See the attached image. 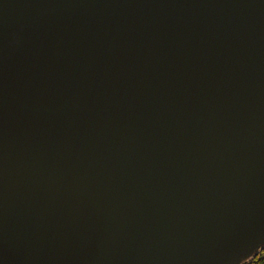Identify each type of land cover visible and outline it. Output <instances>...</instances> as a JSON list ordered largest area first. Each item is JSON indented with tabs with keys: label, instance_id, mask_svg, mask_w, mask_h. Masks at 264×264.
<instances>
[{
	"label": "water",
	"instance_id": "95a60500",
	"mask_svg": "<svg viewBox=\"0 0 264 264\" xmlns=\"http://www.w3.org/2000/svg\"><path fill=\"white\" fill-rule=\"evenodd\" d=\"M263 247L264 0H0V264Z\"/></svg>",
	"mask_w": 264,
	"mask_h": 264
},
{
	"label": "trees",
	"instance_id": "16d2710c",
	"mask_svg": "<svg viewBox=\"0 0 264 264\" xmlns=\"http://www.w3.org/2000/svg\"><path fill=\"white\" fill-rule=\"evenodd\" d=\"M243 264H264V247L256 255L245 260Z\"/></svg>",
	"mask_w": 264,
	"mask_h": 264
}]
</instances>
